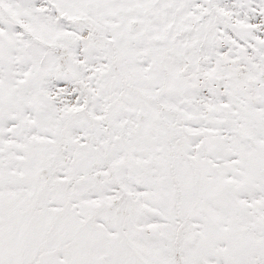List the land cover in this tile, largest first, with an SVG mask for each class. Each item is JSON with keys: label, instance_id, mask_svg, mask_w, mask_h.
I'll use <instances>...</instances> for the list:
<instances>
[{"label": "snow or ice", "instance_id": "1", "mask_svg": "<svg viewBox=\"0 0 264 264\" xmlns=\"http://www.w3.org/2000/svg\"><path fill=\"white\" fill-rule=\"evenodd\" d=\"M0 264H264V0H0Z\"/></svg>", "mask_w": 264, "mask_h": 264}]
</instances>
